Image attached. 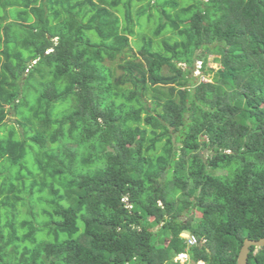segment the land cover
Segmentation results:
<instances>
[{
  "label": "trees",
  "instance_id": "16d2710c",
  "mask_svg": "<svg viewBox=\"0 0 264 264\" xmlns=\"http://www.w3.org/2000/svg\"><path fill=\"white\" fill-rule=\"evenodd\" d=\"M0 27V264H236L264 237V0H0Z\"/></svg>",
  "mask_w": 264,
  "mask_h": 264
},
{
  "label": "rangeland",
  "instance_id": "374dc122",
  "mask_svg": "<svg viewBox=\"0 0 264 264\" xmlns=\"http://www.w3.org/2000/svg\"><path fill=\"white\" fill-rule=\"evenodd\" d=\"M143 3H145V1L144 2L143 1L142 2L134 1V3L131 6V10L133 11L135 9H138L140 6L143 5ZM146 22L147 21L143 17L142 18V21H141V24L139 26H137V25L134 26V32H135L136 35L139 32H146V33H148L150 35L149 31H151L153 29L154 24L151 23V22L149 24H146ZM0 31H2V28L1 27H0ZM136 35H133V36H130L129 37L130 40L132 41L131 43H132V45H133V47H134L135 50L141 44L140 39H138V37ZM212 58H213V56L212 55H209V57H208V66L211 67V68L216 69L219 66V63L214 62L212 60ZM199 64H200L199 62H196V67H195V69L193 71V73H194V75H195L196 78H198L199 75H200V73H201L200 69L198 68L199 67ZM202 79H204V80H210V78H209L208 75L205 76V77H202ZM13 119H15V116L11 114V115H8V117L6 118L5 121L6 122H10ZM188 216H190V214L185 213V214L182 215V218H186ZM156 227H157V225L154 226V228H156ZM186 234L187 233H182V236H186ZM182 260L184 261L183 257H182ZM182 260L180 259V262H182Z\"/></svg>",
  "mask_w": 264,
  "mask_h": 264
},
{
  "label": "water",
  "instance_id": "95a60500",
  "mask_svg": "<svg viewBox=\"0 0 264 264\" xmlns=\"http://www.w3.org/2000/svg\"><path fill=\"white\" fill-rule=\"evenodd\" d=\"M253 246L256 248V251L264 248V237H261L257 240L245 238L239 249L236 258V264H248L250 250Z\"/></svg>",
  "mask_w": 264,
  "mask_h": 264
},
{
  "label": "built area",
  "instance_id": "2783aa9c",
  "mask_svg": "<svg viewBox=\"0 0 264 264\" xmlns=\"http://www.w3.org/2000/svg\"><path fill=\"white\" fill-rule=\"evenodd\" d=\"M181 236H182V234H181ZM183 237L186 238L188 245H192L196 242L195 237L192 235L186 234V236H183ZM182 257H183L184 261L182 260ZM174 259L179 260V261L181 259L182 260V262H180L181 264H189V263H187L188 255L186 253H180Z\"/></svg>",
  "mask_w": 264,
  "mask_h": 264
},
{
  "label": "clouds",
  "instance_id": "9594fccd",
  "mask_svg": "<svg viewBox=\"0 0 264 264\" xmlns=\"http://www.w3.org/2000/svg\"><path fill=\"white\" fill-rule=\"evenodd\" d=\"M203 262L202 261H199L198 264H202Z\"/></svg>",
  "mask_w": 264,
  "mask_h": 264
}]
</instances>
